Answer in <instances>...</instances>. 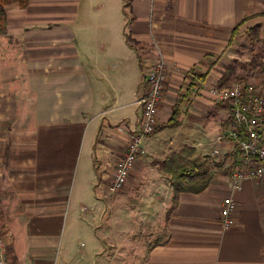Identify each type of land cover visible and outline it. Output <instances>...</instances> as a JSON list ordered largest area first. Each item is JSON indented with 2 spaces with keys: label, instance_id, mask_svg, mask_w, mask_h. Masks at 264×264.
<instances>
[{
  "label": "crops",
  "instance_id": "1",
  "mask_svg": "<svg viewBox=\"0 0 264 264\" xmlns=\"http://www.w3.org/2000/svg\"><path fill=\"white\" fill-rule=\"evenodd\" d=\"M7 15L0 228L12 264H116L128 248L143 264H264V192L228 186L236 150L217 137L231 108L206 88L220 86L254 28L264 63V0H30ZM158 54L170 73L157 129L111 193ZM243 57L245 69L260 64ZM207 160L218 167L203 189L175 187L173 171ZM230 195L237 223L225 229Z\"/></svg>",
  "mask_w": 264,
  "mask_h": 264
},
{
  "label": "built area",
  "instance_id": "2",
  "mask_svg": "<svg viewBox=\"0 0 264 264\" xmlns=\"http://www.w3.org/2000/svg\"><path fill=\"white\" fill-rule=\"evenodd\" d=\"M170 73V66L160 59L146 74L147 91L137 103L142 107V123L133 132L123 158L117 161L114 179L109 187L111 193L123 190L139 155L143 152L146 138L154 134L158 125L159 105ZM236 79V78H235ZM213 99L231 108L230 125L217 137L219 145L232 144L236 150L235 164L228 174V186L233 193L240 192L247 181L255 182L264 192V88L237 79L233 86H206ZM215 148L212 157L218 158ZM237 202L233 195L222 202L221 224L225 229L236 225ZM0 264H12L9 257V243L0 230Z\"/></svg>",
  "mask_w": 264,
  "mask_h": 264
},
{
  "label": "rangeland",
  "instance_id": "3",
  "mask_svg": "<svg viewBox=\"0 0 264 264\" xmlns=\"http://www.w3.org/2000/svg\"><path fill=\"white\" fill-rule=\"evenodd\" d=\"M243 35L244 36L247 35V39L245 40L246 42L244 43L246 48L244 46L240 47L238 50V53L240 56H236L237 60L230 64L231 65L230 69H232L233 73L236 75L235 76L236 79H233V81L231 83H229V84L227 83L225 86H227V87L233 86L237 79H244V81L250 82L252 84H255L257 86L264 88V76L262 75V73H264V63L261 61L259 62L261 51H260V49H256L257 47H259L258 44L256 45L258 39L253 40L252 31H250V30L246 33H243ZM253 36H255V34ZM244 54H246V55L249 54V57H250V54H252L253 57L257 60V62L260 63V66H257V64L255 66L254 65L253 66L252 65L246 66L247 67L246 69H245V66H241V64H243L244 60L246 59L243 57ZM159 59H160V55L158 54L157 55V61ZM164 60L170 66V64L167 62V60L165 58H164ZM248 62H249V60L246 61V63L244 65L248 64ZM155 64L156 63H154L152 65V67ZM152 67L150 68V70L152 69ZM226 72H227V70H226ZM254 78H258V79L254 80ZM216 167H218L216 165V163H213V162H210L209 160H207L206 162L203 163V165H200V167H197L194 165V167H189L187 169V171H184V169H183V171H184L183 173L186 174L188 181L191 180L189 178L192 176L196 175V177H198V175H204V174H205V176H207V179L208 178L212 179L213 171L215 170ZM210 170H211V173H210ZM174 178H176V177H174ZM174 180H175L174 181L175 184H178L177 180L176 179H174ZM208 180H206V181H208ZM184 183H185V181H184ZM201 183L202 182L199 181V184H201ZM192 184H195V182L194 183L190 182L189 185L193 187ZM0 230H1V228H0ZM1 232H2V230H1ZM130 246H133V242L130 243ZM128 249H126V252H121V255H118L120 257H115V260L117 262L116 264H143L144 258L133 257L132 256L133 249H131V250H128Z\"/></svg>",
  "mask_w": 264,
  "mask_h": 264
},
{
  "label": "trees",
  "instance_id": "4",
  "mask_svg": "<svg viewBox=\"0 0 264 264\" xmlns=\"http://www.w3.org/2000/svg\"><path fill=\"white\" fill-rule=\"evenodd\" d=\"M29 1L30 0H0V36L5 35L7 33V28H8V22H7L8 21V15H7V13H8L9 7L12 6V5H17L20 8H26L28 6V4H29ZM239 30H240V28H237L235 30V32L236 31L239 32ZM251 31H252L253 40L259 39L258 28H254ZM236 33H234V34H236ZM254 34H255V36H253ZM257 66H260V64H257ZM232 74H233L232 73V69L228 68L227 69V73L225 74L223 81H221L220 87L225 86L228 83L227 82L228 77H231ZM183 169L184 168L179 166L178 169H176L175 171L172 172L174 177H176L174 179H176L177 183H180V184L184 183V181L186 183L188 182L186 174L183 173L184 171H187V169H184V171H183ZM171 171H172V169H171ZM189 179H191L190 181H194L195 182L196 187L194 189H196L195 191H198V190H201V189L204 188L203 182L205 180H208V179L209 180L206 181V182H209L211 178L207 179V176H205V174H204V175H198V177H196V175H195V176L190 177ZM199 181L202 182V183L199 184ZM196 182H198V184ZM175 187L178 188V186L176 184H175Z\"/></svg>",
  "mask_w": 264,
  "mask_h": 264
}]
</instances>
